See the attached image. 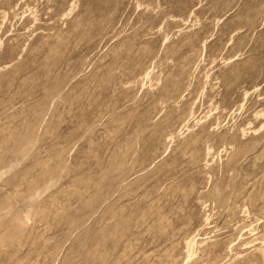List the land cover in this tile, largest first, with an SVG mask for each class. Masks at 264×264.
<instances>
[{"label":"rangeland","instance_id":"1","mask_svg":"<svg viewBox=\"0 0 264 264\" xmlns=\"http://www.w3.org/2000/svg\"><path fill=\"white\" fill-rule=\"evenodd\" d=\"M0 42V264H264V0H0Z\"/></svg>","mask_w":264,"mask_h":264},{"label":"bare ground","instance_id":"2","mask_svg":"<svg viewBox=\"0 0 264 264\" xmlns=\"http://www.w3.org/2000/svg\"><path fill=\"white\" fill-rule=\"evenodd\" d=\"M164 44L166 45L168 42H169V39H168V37H165V39H164ZM1 43V42H0ZM204 56V55H203ZM199 65V64H198ZM152 72L153 71H147L145 74H144V76H143V80H148V81H150L151 80V74H152ZM210 73V72H209ZM205 87L209 84V82H210V76L207 74L206 76H205ZM204 88V87H203ZM245 96H247V93L245 94ZM218 110V109H217ZM262 117H264V113H256L255 114V118L256 119H258V118H262ZM200 122H202V120H200V121H197V123H199L200 124ZM202 123H204V122H202ZM249 125H251V124H249ZM264 128V126L263 125H261L260 126V128H257V129H254L252 132V134L253 135H259V132L262 130ZM187 131H189V129L187 128ZM244 133L245 131H244V129H242L241 130V133ZM208 219H209V216H207V218L205 219V222L207 223L208 222ZM176 224V223H175ZM175 224H173V225H175ZM177 225V224H176ZM196 226V225H195ZM174 228V227H173ZM205 228V227H204ZM194 229V228H193ZM196 230H197V228H196ZM201 230V229H200ZM191 232V231H190ZM195 234V233H194ZM189 235V234H188ZM191 235V234H190ZM205 236V235H204ZM192 238L190 239V237H188L189 238V240H188V242L186 243L187 244V258L184 260V262H183V264H190L191 262H192V260L195 258V256H196V250H194V247H195V240H196V238H197V236H194L193 237V235L191 236ZM198 239V238H197ZM203 241V240H202ZM203 242H205V241H203ZM202 242V243H203ZM201 244V243H200ZM204 244V243H203ZM202 245V244H201ZM198 246V245H197ZM211 253V252H210Z\"/></svg>","mask_w":264,"mask_h":264}]
</instances>
